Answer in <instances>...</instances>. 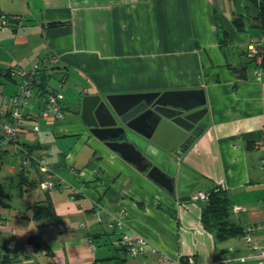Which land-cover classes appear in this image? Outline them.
Listing matches in <instances>:
<instances>
[{"label": "crops", "instance_id": "obj_1", "mask_svg": "<svg viewBox=\"0 0 264 264\" xmlns=\"http://www.w3.org/2000/svg\"><path fill=\"white\" fill-rule=\"evenodd\" d=\"M256 12L246 0H0L10 17L0 27V134L4 122L17 126L21 149L47 166L32 157L23 166L25 154H9L0 138V246L17 258L7 264H155L163 253L219 264L246 254L241 237L225 246L213 240L200 222L204 202L190 193L217 184L236 223L264 222V72L256 79L254 64L244 66L248 43L264 52ZM237 14L242 31L232 22ZM36 62L32 96L17 117L18 84L7 71ZM50 76L60 88L47 89ZM190 88L204 89L202 132L182 153L157 151L163 169L173 162L199 177L184 180L196 182L192 189L175 183L174 193L99 142L77 112L85 94ZM52 90L63 95L64 116L47 120L39 112ZM50 172L54 186L43 189ZM35 203L51 205L55 217L34 219ZM122 232L144 236L155 251L131 254ZM255 237L264 243V232Z\"/></svg>", "mask_w": 264, "mask_h": 264}, {"label": "water", "instance_id": "obj_2", "mask_svg": "<svg viewBox=\"0 0 264 264\" xmlns=\"http://www.w3.org/2000/svg\"><path fill=\"white\" fill-rule=\"evenodd\" d=\"M205 103L202 88L93 93L80 98L77 112L99 142L174 193L175 183L192 189L196 182L183 184L184 180L199 177L173 162H167L163 169L157 151L182 153L195 138L194 128L205 119Z\"/></svg>", "mask_w": 264, "mask_h": 264}, {"label": "built area", "instance_id": "obj_3", "mask_svg": "<svg viewBox=\"0 0 264 264\" xmlns=\"http://www.w3.org/2000/svg\"><path fill=\"white\" fill-rule=\"evenodd\" d=\"M10 22V17L0 13V27L8 24ZM246 52L254 57V62L256 64L253 74L256 79L261 78V74L264 72L263 68L260 66L261 57H262V50L260 48V44L258 42L255 43H248L246 46ZM40 68L38 62L34 63L30 68H23V67H10L8 69L9 76L17 81L18 84V93L13 99L16 108V116H20L22 110L25 106L28 105L29 99L32 96V81L34 79L35 73ZM63 95L59 90H52L49 91L46 95L45 102L43 107L41 108L39 115L43 119L47 120H55L60 119L64 116V110L61 105V99ZM1 140L5 144L6 151L9 154H16L18 152H22L24 155V159L22 161L23 166L27 164L28 158L32 157L35 159L39 164L44 167H47L46 164L40 157H34L27 152V150H22L18 144V130L17 126L11 125L9 123L4 122L2 124ZM49 171V169H48ZM54 173H49V178L40 182V185L43 189H48L54 186ZM208 198L207 193L202 189H195L190 193L191 200H200L205 202ZM235 209H239L238 206ZM100 220L103 219L102 216L99 217ZM116 225L118 228L122 227V222L117 221ZM0 226H2L0 220ZM257 232H264V222L255 223L247 225L243 228L242 233V241L246 246L247 252L246 254H236L230 256V254H226L224 256L219 257L217 262L220 263H229L233 261H241L246 262L249 260L250 264H264V243L260 242L256 237L255 234ZM122 242L125 245L126 249L131 254H138L142 253L146 250L148 251H155L154 247H149L147 240L142 235H137L135 237L130 236L129 233L122 234ZM29 246V245H28ZM27 255L26 249L22 251V258H25ZM157 263L155 264H192L190 261L185 262L178 259H174L167 254H160L156 260Z\"/></svg>", "mask_w": 264, "mask_h": 264}, {"label": "trees", "instance_id": "obj_4", "mask_svg": "<svg viewBox=\"0 0 264 264\" xmlns=\"http://www.w3.org/2000/svg\"><path fill=\"white\" fill-rule=\"evenodd\" d=\"M246 1L248 5H254L257 8V12L255 14L256 25L257 27L260 28V30L264 31V0H246ZM232 22L235 28L239 31H242L246 28L243 18L238 14L234 18H232ZM60 23L62 22L60 21L51 22V24L53 25H57ZM249 63H253L254 66H256L254 62V57H252L250 54L246 52V61L244 62V66ZM260 66L264 70V52H262ZM240 70L241 69H238V71ZM7 74L9 75L8 71ZM33 82L34 79L32 81V84ZM204 126H205V122L202 125L201 130L195 134L194 136L195 138L200 135ZM206 182L208 183L207 180ZM205 192L207 193L208 198L204 202L200 210V222L203 228L208 233L211 234L213 240L217 244H219L218 242L228 241L234 237L242 238L243 227L238 223H236L231 218L232 202L230 200L227 191L223 187L211 183L209 187L205 190ZM31 211H32V217L38 221L45 218L55 217L52 207L49 204L43 205V204L35 203L31 206ZM122 234L123 232L121 233V237ZM28 243H31L35 248H38L39 250H43L46 253H49L50 251L49 246L42 240H38L33 237H30L28 238ZM225 251H227V248L225 249ZM13 252H14L13 250L10 251L4 246H0V264H7L11 261H15L17 259L16 253Z\"/></svg>", "mask_w": 264, "mask_h": 264}, {"label": "rangeland", "instance_id": "obj_5", "mask_svg": "<svg viewBox=\"0 0 264 264\" xmlns=\"http://www.w3.org/2000/svg\"><path fill=\"white\" fill-rule=\"evenodd\" d=\"M59 81H57L56 79H54V77L53 76H50V77H48L47 78V83H46V87H48L47 89H51V88H54V87H56V88H60L61 86V84L60 83H58ZM33 91H35L34 90V88H33ZM65 91H66V89H65ZM70 92H72V90H69L68 91V96H66L67 98L68 97H70V96H73V93H70ZM70 93V94H69ZM66 98V99H67ZM66 101V100H65ZM232 239H234L235 241H239V239H240V237L238 238V237H234V238H232ZM241 240H242V238H241ZM219 243V246L220 245H226L227 244V241H223V242H218ZM227 264H234V263H227Z\"/></svg>", "mask_w": 264, "mask_h": 264}, {"label": "flooded vegetation", "instance_id": "obj_6", "mask_svg": "<svg viewBox=\"0 0 264 264\" xmlns=\"http://www.w3.org/2000/svg\"><path fill=\"white\" fill-rule=\"evenodd\" d=\"M205 121H200L198 125L194 128L192 131V135H195L197 132H199L202 128V125L204 124Z\"/></svg>", "mask_w": 264, "mask_h": 264}]
</instances>
